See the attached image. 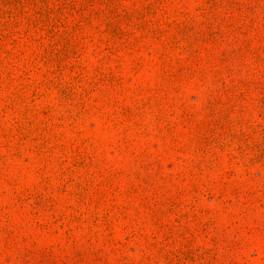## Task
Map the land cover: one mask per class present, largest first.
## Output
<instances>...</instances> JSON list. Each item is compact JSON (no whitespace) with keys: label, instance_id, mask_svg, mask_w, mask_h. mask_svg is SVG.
<instances>
[{"label":"rangeland","instance_id":"rangeland-1","mask_svg":"<svg viewBox=\"0 0 264 264\" xmlns=\"http://www.w3.org/2000/svg\"><path fill=\"white\" fill-rule=\"evenodd\" d=\"M0 264H264V0H0Z\"/></svg>","mask_w":264,"mask_h":264}]
</instances>
